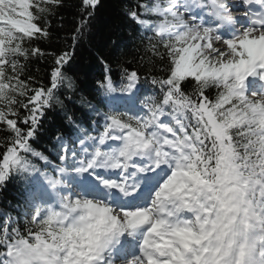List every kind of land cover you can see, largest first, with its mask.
<instances>
[{
  "label": "snow or ice",
  "instance_id": "obj_1",
  "mask_svg": "<svg viewBox=\"0 0 264 264\" xmlns=\"http://www.w3.org/2000/svg\"><path fill=\"white\" fill-rule=\"evenodd\" d=\"M0 264H264V0H0Z\"/></svg>",
  "mask_w": 264,
  "mask_h": 264
},
{
  "label": "trees",
  "instance_id": "obj_2",
  "mask_svg": "<svg viewBox=\"0 0 264 264\" xmlns=\"http://www.w3.org/2000/svg\"><path fill=\"white\" fill-rule=\"evenodd\" d=\"M110 10H105V12L103 13V19L105 21H107L110 18ZM64 15V28L62 31H60L58 33V35L61 37V40L56 42V44L53 45L54 48L57 47H64V43H63V37H65L66 35L69 34V30L72 28V13L71 11H66L63 13ZM55 24V22H54ZM78 61H83L84 63H87L90 65V67L92 68V70L95 73H99L100 69L98 68V66H96L92 61L91 58L88 56L87 52H83L81 51L80 55L77 57ZM38 67L43 68V64L41 63L40 65H37Z\"/></svg>",
  "mask_w": 264,
  "mask_h": 264
}]
</instances>
